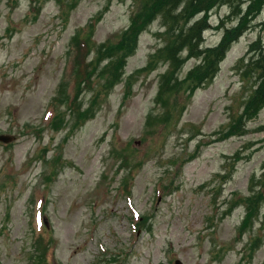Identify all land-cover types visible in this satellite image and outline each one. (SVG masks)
Masks as SVG:
<instances>
[{
	"label": "rangeland",
	"instance_id": "1",
	"mask_svg": "<svg viewBox=\"0 0 264 264\" xmlns=\"http://www.w3.org/2000/svg\"><path fill=\"white\" fill-rule=\"evenodd\" d=\"M234 5L210 11L203 46L252 28L193 87L191 7L0 0V134L16 135L0 143V264H264V106L247 112L238 72L264 44V0ZM76 58L92 75L81 114Z\"/></svg>",
	"mask_w": 264,
	"mask_h": 264
},
{
	"label": "trees",
	"instance_id": "2",
	"mask_svg": "<svg viewBox=\"0 0 264 264\" xmlns=\"http://www.w3.org/2000/svg\"><path fill=\"white\" fill-rule=\"evenodd\" d=\"M70 1L71 0H69V2ZM235 1L236 0H154V5L162 4L160 11L164 10V14H169L171 9H180L181 7L183 12L188 11L187 9L189 7L196 10L197 17L203 14L193 22L192 25L187 27V32H182L180 34V42L182 43L183 49L189 52V56L201 57L203 59L202 63L196 67V70L203 69V72L193 77L190 81L193 87L203 85L208 80L215 77L219 71L220 62L224 59L231 44L249 28L248 25L245 26L243 23H239L241 25L238 26L237 29L233 31L228 30L226 32L223 41L217 47H201L202 35L207 26V23L203 26L202 23L207 20L210 11L216 6L226 3L231 4V6L235 8ZM257 13L259 12L248 11L243 14L242 18L248 14L250 18H253ZM190 18L188 19L192 22V18L194 17L190 16ZM231 32L234 33L233 36ZM172 40L175 42L177 37H173ZM175 46H178V44ZM240 62L241 64L238 68V72L241 74L244 83L246 84V78L254 82L251 94L248 96L246 110L248 113L249 110L258 111L264 106V48L259 50L254 49L246 54Z\"/></svg>",
	"mask_w": 264,
	"mask_h": 264
},
{
	"label": "water",
	"instance_id": "3",
	"mask_svg": "<svg viewBox=\"0 0 264 264\" xmlns=\"http://www.w3.org/2000/svg\"><path fill=\"white\" fill-rule=\"evenodd\" d=\"M0 139L4 140V141H10L12 140L13 138L12 137H9V136H3V137H0ZM181 264V263H180Z\"/></svg>",
	"mask_w": 264,
	"mask_h": 264
}]
</instances>
